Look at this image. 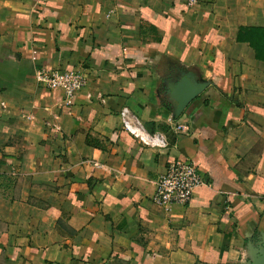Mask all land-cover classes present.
Wrapping results in <instances>:
<instances>
[{
    "label": "crops",
    "instance_id": "1",
    "mask_svg": "<svg viewBox=\"0 0 264 264\" xmlns=\"http://www.w3.org/2000/svg\"><path fill=\"white\" fill-rule=\"evenodd\" d=\"M252 28L264 0H0V264H264ZM41 67L87 84L65 102ZM123 107L164 143L125 131ZM178 159L207 183L167 212L155 181Z\"/></svg>",
    "mask_w": 264,
    "mask_h": 264
},
{
    "label": "built area",
    "instance_id": "2",
    "mask_svg": "<svg viewBox=\"0 0 264 264\" xmlns=\"http://www.w3.org/2000/svg\"><path fill=\"white\" fill-rule=\"evenodd\" d=\"M190 3L196 0H189ZM35 80L39 87L48 91H61L64 101L74 100L86 86L87 75L81 69L38 68ZM123 129L146 146L161 145L163 137L149 132L140 120L127 107L120 110ZM183 125H178L181 129ZM206 179L198 166L190 159H178L171 162L155 181L152 200L165 211L171 212L177 206H186L193 198L196 189L205 185Z\"/></svg>",
    "mask_w": 264,
    "mask_h": 264
},
{
    "label": "rangeland",
    "instance_id": "3",
    "mask_svg": "<svg viewBox=\"0 0 264 264\" xmlns=\"http://www.w3.org/2000/svg\"><path fill=\"white\" fill-rule=\"evenodd\" d=\"M243 38L249 40L253 47L257 49L259 54L264 55V31L262 30H248L241 32Z\"/></svg>",
    "mask_w": 264,
    "mask_h": 264
},
{
    "label": "trees",
    "instance_id": "4",
    "mask_svg": "<svg viewBox=\"0 0 264 264\" xmlns=\"http://www.w3.org/2000/svg\"><path fill=\"white\" fill-rule=\"evenodd\" d=\"M244 30H246V31H250V30H259V29H255V28H252V29H244ZM239 39L240 40H243V39H245V38H243L240 34H239Z\"/></svg>",
    "mask_w": 264,
    "mask_h": 264
}]
</instances>
